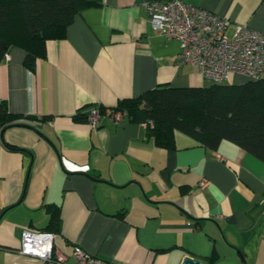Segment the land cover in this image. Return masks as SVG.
<instances>
[{
    "label": "crops",
    "instance_id": "obj_1",
    "mask_svg": "<svg viewBox=\"0 0 264 264\" xmlns=\"http://www.w3.org/2000/svg\"><path fill=\"white\" fill-rule=\"evenodd\" d=\"M98 1L44 41L32 69L15 45L0 63V99L19 115L0 128V264H41L19 252L21 233L47 231L52 211L67 264L75 247L116 264H181L187 255L208 264L213 252L211 264H264V162L180 131L165 149L126 116L91 125V108L210 83L178 62L177 40L152 29L151 0ZM182 1L225 18L230 31L264 33V0Z\"/></svg>",
    "mask_w": 264,
    "mask_h": 264
},
{
    "label": "trees",
    "instance_id": "obj_2",
    "mask_svg": "<svg viewBox=\"0 0 264 264\" xmlns=\"http://www.w3.org/2000/svg\"><path fill=\"white\" fill-rule=\"evenodd\" d=\"M98 0H0V63L10 46L26 52L24 65L32 69L43 54L44 41L64 36L82 9ZM103 112L104 107L98 106ZM113 110L146 124L148 135L165 149L174 147L180 131L205 147L216 149L226 140L264 162V74L239 83H209L197 87L157 86L134 98L119 100ZM19 115L0 99V128L16 125ZM45 229L58 230L57 211ZM215 252L208 258L211 264Z\"/></svg>",
    "mask_w": 264,
    "mask_h": 264
},
{
    "label": "built area",
    "instance_id": "obj_3",
    "mask_svg": "<svg viewBox=\"0 0 264 264\" xmlns=\"http://www.w3.org/2000/svg\"><path fill=\"white\" fill-rule=\"evenodd\" d=\"M148 21L153 30L179 42L177 60L197 68L210 83L230 82L234 75L258 79L264 74V33L228 22L199 6L182 0H151L146 3ZM125 112L98 107L89 110V121L97 126L103 117L117 124ZM223 159V157H220ZM207 181L202 179L200 186ZM55 235L40 230H23L19 252L35 257L41 264H67L64 254L55 249ZM75 264H116L73 249Z\"/></svg>",
    "mask_w": 264,
    "mask_h": 264
},
{
    "label": "water",
    "instance_id": "obj_4",
    "mask_svg": "<svg viewBox=\"0 0 264 264\" xmlns=\"http://www.w3.org/2000/svg\"><path fill=\"white\" fill-rule=\"evenodd\" d=\"M181 264H205V262L201 259L187 255L183 258Z\"/></svg>",
    "mask_w": 264,
    "mask_h": 264
},
{
    "label": "rangeland",
    "instance_id": "obj_5",
    "mask_svg": "<svg viewBox=\"0 0 264 264\" xmlns=\"http://www.w3.org/2000/svg\"><path fill=\"white\" fill-rule=\"evenodd\" d=\"M231 80H233L232 82L233 83H239L240 81H244L246 80V78H244L243 76H240V75H234ZM230 80V81H231Z\"/></svg>",
    "mask_w": 264,
    "mask_h": 264
}]
</instances>
